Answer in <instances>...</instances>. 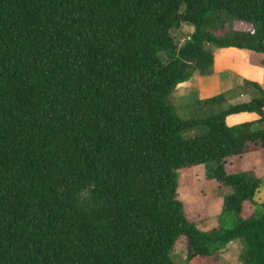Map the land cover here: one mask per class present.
I'll list each match as a JSON object with an SVG mask.
<instances>
[{"label":"trees","instance_id":"1","mask_svg":"<svg viewBox=\"0 0 264 264\" xmlns=\"http://www.w3.org/2000/svg\"><path fill=\"white\" fill-rule=\"evenodd\" d=\"M226 21L243 27L219 35ZM210 47L264 57V0H0V264H173L175 245L203 260L232 240L239 264H264L260 182L233 163L264 165V91L244 82L248 102L187 119L171 102L212 73ZM243 112L258 119L225 125ZM207 164L231 189L216 238L175 198L178 172Z\"/></svg>","mask_w":264,"mask_h":264},{"label":"rangeland","instance_id":"2","mask_svg":"<svg viewBox=\"0 0 264 264\" xmlns=\"http://www.w3.org/2000/svg\"><path fill=\"white\" fill-rule=\"evenodd\" d=\"M245 26V25H244ZM243 25L240 22L235 21L233 25L226 21L221 29H218L217 32L219 35L224 33H229L234 30H239ZM188 28L182 26L181 28L174 29L170 31V36L173 39V42L176 45H180L182 40L187 35ZM229 49V48H225ZM209 50L212 52L215 59L214 64L212 65V71L218 68V56L222 53L223 49H218L215 47H210ZM237 53L236 58H233L232 61H235L236 64L229 65L227 67V76H230V81H232L236 76L241 79L249 80L254 78L253 82L256 85L261 86L264 89V66L260 68L258 74L255 70H249L250 60L252 59L251 53L234 50ZM240 57L246 59V61H240ZM257 59L264 64V57H257ZM236 75V76H235ZM239 91L245 92L250 98L255 96V91L251 88V85H246L245 87H240ZM224 101L220 105L215 106H194L191 104V99H181V101H175V88L172 92L171 102L174 106L177 107L176 114L179 118H195L201 117L204 112L205 114H211L223 110L229 106L244 103L245 99H242L238 96H230L228 93L222 95ZM246 103V102H245ZM233 117L229 116L226 119V125L236 126L242 122H236L231 124ZM182 138H189L192 134L189 131H185L180 135ZM233 163L235 164L238 172L242 174L245 178H259L260 185L256 191L255 196L253 197L254 204L251 207V212L254 218H259L261 216V207L260 204L264 202V192L262 187H264V178H261L259 171V160L257 152H252L246 156H243L240 159H234ZM213 169L212 164L200 165L185 170H181L177 174V189H176V200L180 203L192 206L190 210L191 220L195 218L198 219L197 225H195L196 230L202 234H205L209 238H216L222 236L224 233L230 231L234 225V219L232 214H222L220 213V206L223 198L228 195V192H231L230 188L224 189L219 188L215 185L211 172ZM240 247L237 250L230 251L228 253L227 262H224L223 258L219 256V252L206 259L199 258H190L184 252V250L175 245L174 248L169 252V259L173 264H237V256L239 252L243 249V243L241 240H238ZM229 252V251H228ZM238 252V253H237ZM222 253V252H221Z\"/></svg>","mask_w":264,"mask_h":264},{"label":"crops","instance_id":"3","mask_svg":"<svg viewBox=\"0 0 264 264\" xmlns=\"http://www.w3.org/2000/svg\"><path fill=\"white\" fill-rule=\"evenodd\" d=\"M181 27L182 26H179V28ZM185 28H188L189 30L187 34L190 33L192 30L191 27L186 25ZM234 50L237 49L229 48L222 50V53L220 54V56H218V68L216 70H213L210 75L199 76L196 73H193L187 81L177 84L175 86V101L176 100L181 101V99L189 98L191 99L190 101L191 104L193 103L195 105V102L197 101L209 99L219 94L225 95L228 93L230 96H238L242 99H245L244 103L248 102L250 100V97L245 92L239 91L238 89L240 87L242 88L245 87L246 85L244 84V82L245 83L251 82L250 79H252L253 82L254 78L249 77V80H245L235 75L236 77L232 81H230V76L229 75L227 76V70H226L227 67H229V65L236 64L235 61H232V59L236 58L237 56V53ZM251 56L252 59L250 60V67H248V69L256 71V73H252V74H258L260 68H262L264 64L257 59V57L259 56H255L253 54H251ZM239 59L241 62L246 61V59L243 57H240ZM214 62L215 59L213 57V64ZM259 87L261 88V86ZM261 89L264 91L263 88ZM262 111L264 113V108L262 109ZM229 116H236L233 117V119H231L232 120L231 124L236 122H242V123L255 122L258 119V116L255 113H247V112L238 113ZM226 118H225V125L227 120ZM258 160H259V171H260V174L258 175H260L261 178H264V165L260 160L259 154H258ZM257 179L259 180V178ZM262 191L264 192V187H262ZM228 194H230V192H228ZM239 247H240V243L238 242V240H232L228 242L223 249L219 250L218 254L221 258H223L224 262H227L228 259L226 256L228 255V253H230V251L237 250Z\"/></svg>","mask_w":264,"mask_h":264},{"label":"built area","instance_id":"4","mask_svg":"<svg viewBox=\"0 0 264 264\" xmlns=\"http://www.w3.org/2000/svg\"><path fill=\"white\" fill-rule=\"evenodd\" d=\"M185 39H188L187 37H185Z\"/></svg>","mask_w":264,"mask_h":264}]
</instances>
